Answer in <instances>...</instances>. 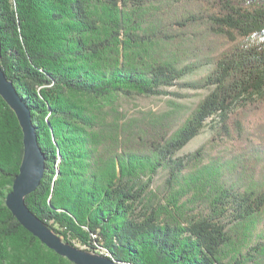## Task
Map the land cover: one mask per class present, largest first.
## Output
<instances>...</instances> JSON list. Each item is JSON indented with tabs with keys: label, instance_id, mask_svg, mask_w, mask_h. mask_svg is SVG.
Instances as JSON below:
<instances>
[{
	"label": "trees",
	"instance_id": "trees-1",
	"mask_svg": "<svg viewBox=\"0 0 264 264\" xmlns=\"http://www.w3.org/2000/svg\"><path fill=\"white\" fill-rule=\"evenodd\" d=\"M0 39L45 158L25 202L64 241L129 264H264V122H249L264 110V0H0ZM175 85L207 93L119 107ZM22 155L0 96V264H74L5 205Z\"/></svg>",
	"mask_w": 264,
	"mask_h": 264
},
{
	"label": "water",
	"instance_id": "water-1",
	"mask_svg": "<svg viewBox=\"0 0 264 264\" xmlns=\"http://www.w3.org/2000/svg\"><path fill=\"white\" fill-rule=\"evenodd\" d=\"M1 56L0 39V59ZM0 96L15 113L23 133V155L11 190L5 197L7 208L27 231L37 237L49 249L74 264H129L64 241L60 235L29 209L25 202V196L33 192L40 184L44 176L45 158L38 144L30 110L1 66Z\"/></svg>",
	"mask_w": 264,
	"mask_h": 264
},
{
	"label": "rangeland",
	"instance_id": "rangeland-1",
	"mask_svg": "<svg viewBox=\"0 0 264 264\" xmlns=\"http://www.w3.org/2000/svg\"><path fill=\"white\" fill-rule=\"evenodd\" d=\"M207 68H201L195 71L192 74L186 75L182 82L193 81L197 78L202 77L206 72ZM207 93L206 89H189L185 86L175 85L171 87L163 88V92L160 95L156 96H134L126 99L120 100L121 110L127 116L139 115V113L144 112H161L170 106L171 103L178 105H183L184 107L190 109L192 108L205 94ZM252 126L264 122V110L257 112L255 115L250 117L249 120ZM210 121L208 120L205 127L193 137L179 152L178 155L189 154L203 144L211 135L212 129L210 126ZM230 144L225 141H220L212 149L211 152L221 151L228 149ZM165 177V171L159 170V172L154 177L153 183L151 184L152 188H157L163 181ZM77 247L81 248L79 244Z\"/></svg>",
	"mask_w": 264,
	"mask_h": 264
}]
</instances>
